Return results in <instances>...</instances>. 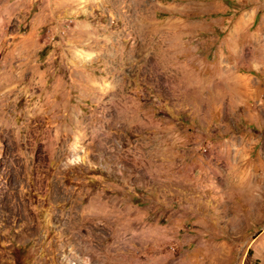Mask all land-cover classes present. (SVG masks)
I'll return each instance as SVG.
<instances>
[{
	"label": "rangeland",
	"instance_id": "obj_1",
	"mask_svg": "<svg viewBox=\"0 0 264 264\" xmlns=\"http://www.w3.org/2000/svg\"><path fill=\"white\" fill-rule=\"evenodd\" d=\"M0 200V264H264V0H0Z\"/></svg>",
	"mask_w": 264,
	"mask_h": 264
},
{
	"label": "bare ground",
	"instance_id": "obj_2",
	"mask_svg": "<svg viewBox=\"0 0 264 264\" xmlns=\"http://www.w3.org/2000/svg\"><path fill=\"white\" fill-rule=\"evenodd\" d=\"M3 198V197H2ZM1 201V200H0ZM93 214V213H92Z\"/></svg>",
	"mask_w": 264,
	"mask_h": 264
}]
</instances>
